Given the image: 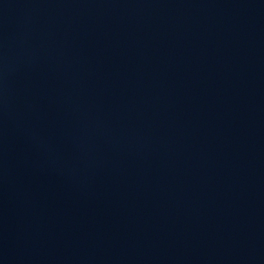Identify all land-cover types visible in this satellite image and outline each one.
<instances>
[{
    "label": "water",
    "instance_id": "1",
    "mask_svg": "<svg viewBox=\"0 0 264 264\" xmlns=\"http://www.w3.org/2000/svg\"><path fill=\"white\" fill-rule=\"evenodd\" d=\"M0 264H264V0H0Z\"/></svg>",
    "mask_w": 264,
    "mask_h": 264
}]
</instances>
